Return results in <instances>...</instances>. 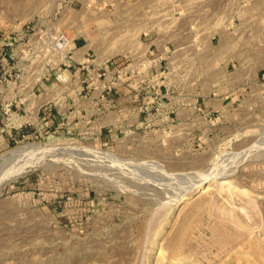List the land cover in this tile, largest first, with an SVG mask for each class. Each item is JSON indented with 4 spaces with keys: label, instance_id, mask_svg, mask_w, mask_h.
I'll return each instance as SVG.
<instances>
[{
    "label": "rangeland",
    "instance_id": "rangeland-1",
    "mask_svg": "<svg viewBox=\"0 0 264 264\" xmlns=\"http://www.w3.org/2000/svg\"><path fill=\"white\" fill-rule=\"evenodd\" d=\"M0 264H264V0H0Z\"/></svg>",
    "mask_w": 264,
    "mask_h": 264
},
{
    "label": "built area",
    "instance_id": "built-area-1",
    "mask_svg": "<svg viewBox=\"0 0 264 264\" xmlns=\"http://www.w3.org/2000/svg\"><path fill=\"white\" fill-rule=\"evenodd\" d=\"M54 40H50L54 42L53 49L62 56V63L67 68L74 65L83 67L91 62L88 50L83 51L75 39L69 38L65 33H58Z\"/></svg>",
    "mask_w": 264,
    "mask_h": 264
}]
</instances>
